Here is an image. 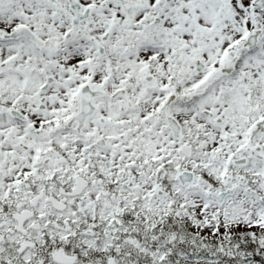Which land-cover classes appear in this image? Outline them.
Segmentation results:
<instances>
[{"label": "snow or ice", "instance_id": "snow-or-ice-1", "mask_svg": "<svg viewBox=\"0 0 264 264\" xmlns=\"http://www.w3.org/2000/svg\"><path fill=\"white\" fill-rule=\"evenodd\" d=\"M0 264H264V0H0Z\"/></svg>", "mask_w": 264, "mask_h": 264}]
</instances>
